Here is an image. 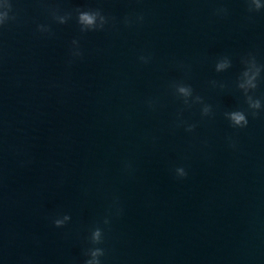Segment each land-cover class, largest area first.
I'll return each instance as SVG.
<instances>
[{"label": "water", "instance_id": "95a60500", "mask_svg": "<svg viewBox=\"0 0 264 264\" xmlns=\"http://www.w3.org/2000/svg\"><path fill=\"white\" fill-rule=\"evenodd\" d=\"M3 2L0 264H84L97 226L102 264H264V112L243 129L225 118L247 109L241 58L264 64V11L246 0ZM77 8L108 23L82 33ZM53 12L73 15L60 24ZM225 57L232 67L217 72Z\"/></svg>", "mask_w": 264, "mask_h": 264}, {"label": "clouds", "instance_id": "9594fccd", "mask_svg": "<svg viewBox=\"0 0 264 264\" xmlns=\"http://www.w3.org/2000/svg\"><path fill=\"white\" fill-rule=\"evenodd\" d=\"M249 12H260L264 11V0H246ZM0 4L3 5L5 11L0 12V27H3L12 17H10V12L12 6L4 4L3 0H0ZM226 10L220 9L219 12H224ZM72 13H67L65 15H57L53 12L54 19L60 23L65 24L72 18ZM76 23L82 33L93 32L98 30H103L105 25L108 23V18L102 14L100 9H80L75 10ZM142 20L143 17H138ZM129 20L125 18V24H128ZM38 31L44 33V25H38ZM78 40H73L72 43H77ZM82 55V53H78ZM140 60L147 63V58L141 56ZM242 69L237 76L236 87L242 93L244 101L247 105V109H235L225 113V118L233 128H246L249 124V115L257 116L264 112V97L256 96V90L258 89L262 80H264V64L257 61L256 57L249 53L247 56L241 58ZM232 67V61L227 57L219 59L216 62L215 68L217 72H222ZM178 92L181 96L187 99L192 96L193 90L190 86H180ZM197 101H200V97H196ZM211 112V106L205 105L202 110L203 116H208ZM195 128L194 124H187L185 130L192 132ZM234 147V144H233ZM179 172V178H184L187 176V172L180 168L177 170ZM70 220L68 215H65L63 219H54L53 224L57 228H62L66 225V222ZM91 246L88 247L85 252L84 264H102V257L105 255V251L102 247H99L103 243L104 231L101 227H95L90 231L88 237Z\"/></svg>", "mask_w": 264, "mask_h": 264}]
</instances>
